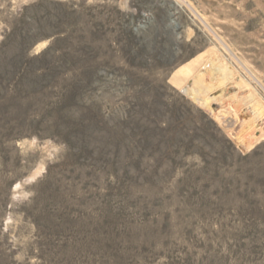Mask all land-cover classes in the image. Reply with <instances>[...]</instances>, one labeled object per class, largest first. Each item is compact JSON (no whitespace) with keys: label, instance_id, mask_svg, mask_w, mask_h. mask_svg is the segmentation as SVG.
<instances>
[{"label":"rangeland","instance_id":"1","mask_svg":"<svg viewBox=\"0 0 264 264\" xmlns=\"http://www.w3.org/2000/svg\"><path fill=\"white\" fill-rule=\"evenodd\" d=\"M0 264H264V0H0Z\"/></svg>","mask_w":264,"mask_h":264}]
</instances>
